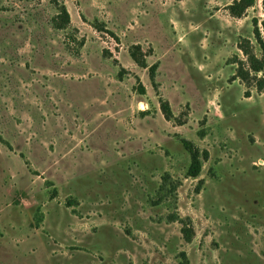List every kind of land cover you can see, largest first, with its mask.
<instances>
[{
  "label": "rangeland",
  "instance_id": "1",
  "mask_svg": "<svg viewBox=\"0 0 264 264\" xmlns=\"http://www.w3.org/2000/svg\"><path fill=\"white\" fill-rule=\"evenodd\" d=\"M233 1L0 0V264H264V89L228 63L264 14Z\"/></svg>",
  "mask_w": 264,
  "mask_h": 264
},
{
  "label": "trees",
  "instance_id": "2",
  "mask_svg": "<svg viewBox=\"0 0 264 264\" xmlns=\"http://www.w3.org/2000/svg\"><path fill=\"white\" fill-rule=\"evenodd\" d=\"M253 6L254 0H234L227 9L232 17L240 18L248 8ZM261 6L264 14V0H261ZM61 14L67 19V14L64 9H61ZM251 25L254 44L248 39L240 38L237 43V49L244 58L242 59L237 55H233L232 58L228 60L229 64L234 65V74L230 80H238L245 87L243 93L244 98L250 97L251 89H255L257 92H261L264 89V19L258 22L256 18H253L251 20ZM255 47L257 48V52L255 51ZM138 50V46L130 48L128 51L129 57L137 66L147 69L148 77L152 82L155 77L157 66L152 65L148 67ZM138 93L139 95L144 94V88L142 86H139ZM161 109L163 115L169 119L171 117V110L166 102L161 103ZM182 144L190 157V162L185 171V177L196 178L200 172L198 152L190 148V145L186 141H182ZM204 158H206V155L203 154V159ZM175 219L177 218H173V220ZM39 221L38 219L37 223ZM179 257V264H188L184 253H180Z\"/></svg>",
  "mask_w": 264,
  "mask_h": 264
}]
</instances>
